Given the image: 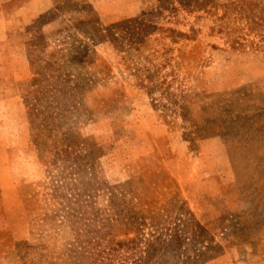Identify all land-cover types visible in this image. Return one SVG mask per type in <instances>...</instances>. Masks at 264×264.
<instances>
[{
  "label": "rangeland",
  "instance_id": "374dc122",
  "mask_svg": "<svg viewBox=\"0 0 264 264\" xmlns=\"http://www.w3.org/2000/svg\"><path fill=\"white\" fill-rule=\"evenodd\" d=\"M48 2L0 35V264H264V51L218 31L264 0Z\"/></svg>",
  "mask_w": 264,
  "mask_h": 264
},
{
  "label": "trees",
  "instance_id": "16d2710c",
  "mask_svg": "<svg viewBox=\"0 0 264 264\" xmlns=\"http://www.w3.org/2000/svg\"><path fill=\"white\" fill-rule=\"evenodd\" d=\"M247 30L249 33L255 34L256 40L252 39H245L244 30ZM218 31L221 35L224 37L225 44L228 46L230 50H243L244 48L248 47L251 50H260L264 51V26L261 25H244V26H238V25H226V26H220L218 28ZM138 48L143 44V41H138ZM138 48H135L136 50ZM149 83L151 84L150 87L146 89V92H151L152 90V82L149 77H147ZM158 87L161 88V94L162 97L171 99L170 95L172 94L169 92V83L166 82L164 79H162L158 83ZM178 98L180 99L179 108L181 112V117L184 120L189 121V125L192 127L191 133H193L194 137L199 136L200 131V120H202L204 117L199 114V111L195 109V106L193 103L186 102L184 95L181 93L178 95ZM178 99L174 98V100H170V102L178 104ZM199 110L204 113L205 107L202 105H199ZM9 238V241H12L16 244V246H23L24 242H14L11 240L10 237L7 236V239ZM127 241H116L113 239H109L106 241V244L102 246H98L94 251L89 252L86 251L85 254H80L79 259H83L82 263H62V264H114L113 257H116V254L120 252V250L126 248ZM41 247H36L30 245V257H35L36 250ZM82 253V252H81ZM84 253V252H83ZM124 258H119L120 261L118 264H127V260ZM78 259V257H77Z\"/></svg>",
  "mask_w": 264,
  "mask_h": 264
},
{
  "label": "crops",
  "instance_id": "0c3cea01",
  "mask_svg": "<svg viewBox=\"0 0 264 264\" xmlns=\"http://www.w3.org/2000/svg\"><path fill=\"white\" fill-rule=\"evenodd\" d=\"M48 8V0H0V35H4L1 39H5L6 30L12 26L10 20L24 27Z\"/></svg>",
  "mask_w": 264,
  "mask_h": 264
}]
</instances>
